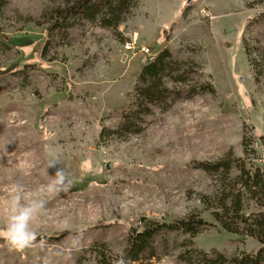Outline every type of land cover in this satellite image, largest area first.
I'll return each instance as SVG.
<instances>
[{
	"label": "rangeland",
	"instance_id": "obj_1",
	"mask_svg": "<svg viewBox=\"0 0 264 264\" xmlns=\"http://www.w3.org/2000/svg\"><path fill=\"white\" fill-rule=\"evenodd\" d=\"M76 1L0 2V201L20 184L45 202L33 245L13 250L0 239V264H113L131 230L193 216L195 236L161 232L131 264H197L180 257L193 249L256 252L202 203L218 179L197 163L231 153L264 171V0H132L116 26L78 17L61 36L50 13ZM162 50L183 62L189 87L210 83L214 93L171 94L125 132L116 114ZM53 162L67 191L44 187ZM262 211L264 200H244L243 214Z\"/></svg>",
	"mask_w": 264,
	"mask_h": 264
},
{
	"label": "trees",
	"instance_id": "obj_2",
	"mask_svg": "<svg viewBox=\"0 0 264 264\" xmlns=\"http://www.w3.org/2000/svg\"><path fill=\"white\" fill-rule=\"evenodd\" d=\"M131 1L77 0L72 5L56 8L50 13L53 20L51 27L56 29L58 34L62 36L69 21H75L78 17L93 20L99 14L102 24L109 26L115 23L116 26L119 23V15L129 7ZM47 49L48 46L45 44L43 54ZM182 63L175 60L168 50H162L154 60L141 69L135 80V88L130 92L127 105L116 114L120 120V128H123L125 132L131 131L133 122L139 118L140 114H149L152 106L160 105L171 94L178 97L183 92H186L189 96L214 93V88L210 83H203L197 88L195 86L189 87V74L183 70ZM170 84L174 88L170 89L168 87ZM181 86V90L183 88H186V90H175H179ZM104 133L108 132L103 130L102 134ZM250 151H252V148ZM254 152L257 151L253 150L251 154H254ZM262 154L264 157V150ZM226 156V159L221 158L215 162L197 163L199 169L209 174H215L218 179V188L215 194L203 198L202 203L207 205L206 203L210 202L207 208L212 209L214 207L212 216L221 229L230 234L242 235L253 240L259 245V249L252 254L242 252L231 258L218 251H213L211 256H208L207 253L193 249L184 253L187 254L185 256L181 254L180 257L185 262L194 258L197 260V264H262L264 263V211L245 215L242 209L244 200L247 201L248 198L252 201L264 200V171L253 166L255 160L247 158L240 161L232 158L231 153ZM236 168L238 169V175L230 180L228 176ZM198 222L193 216L172 224L145 223L140 231H130L127 248L122 255L129 259L131 263L137 262L152 252V239L157 234L179 231L195 236L197 234L195 227H198ZM189 249H191V246ZM100 257L98 255L96 258L98 262L103 260Z\"/></svg>",
	"mask_w": 264,
	"mask_h": 264
},
{
	"label": "clouds",
	"instance_id": "obj_3",
	"mask_svg": "<svg viewBox=\"0 0 264 264\" xmlns=\"http://www.w3.org/2000/svg\"><path fill=\"white\" fill-rule=\"evenodd\" d=\"M56 166L57 162L50 164V167L56 170L44 186L49 193L67 191L71 184L65 170ZM44 207L45 202L26 194L22 185H11L7 198L0 201V211L4 216L3 226L0 227V239H3L13 250H24L32 246L36 240L32 222ZM113 264H131V262L121 255L113 261Z\"/></svg>",
	"mask_w": 264,
	"mask_h": 264
},
{
	"label": "built area",
	"instance_id": "obj_4",
	"mask_svg": "<svg viewBox=\"0 0 264 264\" xmlns=\"http://www.w3.org/2000/svg\"><path fill=\"white\" fill-rule=\"evenodd\" d=\"M260 142V141H259ZM264 149V148H263ZM260 155H262L260 158H259V160L260 161H264V160H262L264 157H263V154L261 153Z\"/></svg>",
	"mask_w": 264,
	"mask_h": 264
},
{
	"label": "water",
	"instance_id": "obj_5",
	"mask_svg": "<svg viewBox=\"0 0 264 264\" xmlns=\"http://www.w3.org/2000/svg\"><path fill=\"white\" fill-rule=\"evenodd\" d=\"M39 239V238H38Z\"/></svg>",
	"mask_w": 264,
	"mask_h": 264
}]
</instances>
